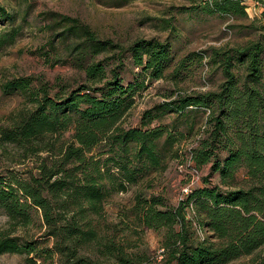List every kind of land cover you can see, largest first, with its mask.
Here are the masks:
<instances>
[{"label": "trees", "instance_id": "obj_1", "mask_svg": "<svg viewBox=\"0 0 264 264\" xmlns=\"http://www.w3.org/2000/svg\"><path fill=\"white\" fill-rule=\"evenodd\" d=\"M258 1L264 5V0ZM206 4L216 12L246 15L243 0H208ZM261 14L257 28L262 31L260 39L225 52L216 50L224 72L218 90L179 95L176 100L144 111L140 125L134 127H125L124 119L134 107L136 96L152 81L166 77L171 60L169 42L138 39L124 49L111 40L98 39L88 26L70 20L72 25L62 31V40L74 38L71 52L86 82L61 85L58 92L48 82L36 84L31 77L4 85L6 91H19L28 106L19 111L9 127L0 129V145L16 146L25 155L48 153L37 175L13 170L0 174V215L6 214L12 224L11 232H0V255L26 253L39 259L57 256L59 264H99L82 254L86 244L99 241L90 215H99L108 197L126 191V183L134 182L141 170L111 154L103 159L105 153H96L95 148L106 143L111 146L110 152H130L134 146L135 157L143 165L159 170L166 157L165 144L174 145L176 135L165 125H150L157 118L153 111L179 116L195 108L203 109L208 116L191 156L197 168L209 165L210 174H217L219 182L205 178L204 186L194 188L176 208L165 206L156 197L143 200L144 226L165 229L164 249H169V263L228 264L256 254L252 264H264V10ZM12 17L13 13L0 4V19ZM16 34L15 28L0 34V46L12 44ZM105 52H114L116 57L117 64L110 73L106 62L109 57L94 60ZM125 52L141 68L137 76L142 79L136 76L124 83L121 72ZM239 65L246 70L242 78L235 72ZM69 131L70 139L57 146L53 138ZM241 169L246 170L248 187L234 185ZM187 208L198 216L200 228L213 232L219 242L191 240L194 232L189 231L192 223L185 216ZM36 218L54 238L52 247L40 248L39 239L12 235L19 227L32 225ZM104 248L101 253L114 259L115 264L142 263L115 238H110Z\"/></svg>", "mask_w": 264, "mask_h": 264}, {"label": "rangeland", "instance_id": "obj_2", "mask_svg": "<svg viewBox=\"0 0 264 264\" xmlns=\"http://www.w3.org/2000/svg\"><path fill=\"white\" fill-rule=\"evenodd\" d=\"M206 1L0 0V4L13 13L12 20L0 19V34L10 32L12 28L17 30L12 44L0 46V129L9 127L19 111L28 106L19 91L5 90L7 82L31 77L36 84L48 82L57 92L62 91L61 85L77 86L86 82V76L76 66L75 54L71 52L74 38L62 40V31L73 22L88 26L98 39L111 40L124 49L138 39L158 38L170 44L171 60L166 77L152 81L146 91L136 96L134 107L124 119L125 127L139 126L144 111L176 100L179 95L218 90L224 81V72L216 50L225 52L260 39L262 31L257 28L261 24L264 5L261 2L257 5L253 0L245 1L246 15H235L213 11V6H207ZM70 20L75 21L71 23ZM114 54L105 52L94 60L109 57L106 62H109L107 68L110 73L117 64ZM182 61L184 64H180ZM140 71L131 54L125 52L121 72L124 83L132 82ZM235 72L242 78L246 70L239 65ZM153 112L157 118L150 125H165L176 135L174 145L165 144L163 153L166 157L159 170L143 165L135 157L134 146L130 152L117 149L110 152L111 146L105 143L94 150L96 153L104 152L103 159L111 154L118 161L130 162L129 167L138 166L141 170L134 182L126 183V191L114 192L108 197L99 215H90L99 241L86 244L82 254L96 259L99 264H115L114 259L101 253L110 238L125 245L128 253L140 257L141 264H177L167 261L169 249H164L165 229L144 226L143 200L156 197L165 206L176 208L185 197L186 188L204 186L208 177L214 183L219 182L217 174H210L209 165L195 169L191 156L204 132L208 113L195 108L187 109L186 114L179 116L171 112ZM60 136L53 138L57 139V146L70 139L71 131ZM47 153L30 152L25 155L16 146L0 145V174L13 170L26 176L37 175ZM234 185H250L245 169L240 170ZM159 208L164 209L161 205ZM185 216L192 223L189 231L194 232L193 242H219L213 232L200 228L198 216L191 208L186 209ZM11 225L7 215L2 213L0 232H11ZM12 235L28 240L39 239L40 248L52 247L54 243V238L48 236L45 225L42 226L38 219L26 228L19 227ZM255 255L242 256L228 264H252ZM0 264H59V261L57 256L39 259L35 254L6 252L0 255Z\"/></svg>", "mask_w": 264, "mask_h": 264}, {"label": "built area", "instance_id": "obj_3", "mask_svg": "<svg viewBox=\"0 0 264 264\" xmlns=\"http://www.w3.org/2000/svg\"><path fill=\"white\" fill-rule=\"evenodd\" d=\"M243 1L245 2V1H250V0H243ZM253 1H254L255 4L259 5V1H258V0H253ZM249 7H250V6H249ZM192 158H193V157H192ZM193 162H194V160H193ZM193 167L195 168L196 166L194 165ZM195 169H196V168H195ZM194 188H195V187H191V186L188 187V188H186V190H185V194L188 195L190 192H192V190H193ZM186 195H185V196H186ZM182 199H183V197L181 198V200H182ZM203 231H204V230H203Z\"/></svg>", "mask_w": 264, "mask_h": 264}]
</instances>
